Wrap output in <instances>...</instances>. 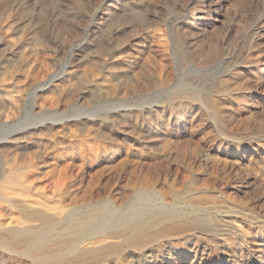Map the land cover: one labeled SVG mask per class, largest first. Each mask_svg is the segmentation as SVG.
Here are the masks:
<instances>
[{
	"label": "rangeland",
	"instance_id": "rangeland-1",
	"mask_svg": "<svg viewBox=\"0 0 264 264\" xmlns=\"http://www.w3.org/2000/svg\"><path fill=\"white\" fill-rule=\"evenodd\" d=\"M24 165L65 210L140 190L238 206V256L264 264V0H0V166Z\"/></svg>",
	"mask_w": 264,
	"mask_h": 264
},
{
	"label": "bare ground",
	"instance_id": "bare-ground-1",
	"mask_svg": "<svg viewBox=\"0 0 264 264\" xmlns=\"http://www.w3.org/2000/svg\"><path fill=\"white\" fill-rule=\"evenodd\" d=\"M173 97L187 102L195 99L194 94L181 88L174 90ZM36 178L30 165L0 166V214L4 206L16 212L4 219V214L0 215V252L8 262L1 264H185L199 254L215 252L224 257V264L244 261L238 250L250 243L246 239L250 233L246 235L245 228L237 223L250 215L237 210L238 206L181 192L176 193L177 203L163 204L155 193L139 189L120 206L97 200L65 210L48 200L35 199L37 195L34 198Z\"/></svg>",
	"mask_w": 264,
	"mask_h": 264
}]
</instances>
